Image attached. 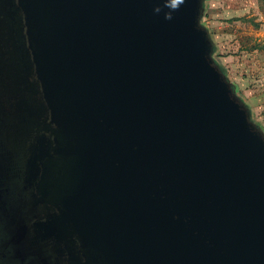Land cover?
<instances>
[{
  "label": "water",
  "instance_id": "95a60500",
  "mask_svg": "<svg viewBox=\"0 0 264 264\" xmlns=\"http://www.w3.org/2000/svg\"><path fill=\"white\" fill-rule=\"evenodd\" d=\"M204 1L0 0V111L59 157L47 232L107 264H264V135Z\"/></svg>",
  "mask_w": 264,
  "mask_h": 264
},
{
  "label": "flooded vegetation",
  "instance_id": "af4514ba",
  "mask_svg": "<svg viewBox=\"0 0 264 264\" xmlns=\"http://www.w3.org/2000/svg\"><path fill=\"white\" fill-rule=\"evenodd\" d=\"M13 127L0 111V264H107L103 253L87 244L74 246L47 232L60 213L50 202L55 172L46 164L59 157L40 156L30 166L29 145L24 136L10 134Z\"/></svg>",
  "mask_w": 264,
  "mask_h": 264
},
{
  "label": "crops",
  "instance_id": "0c3cea01",
  "mask_svg": "<svg viewBox=\"0 0 264 264\" xmlns=\"http://www.w3.org/2000/svg\"><path fill=\"white\" fill-rule=\"evenodd\" d=\"M205 5L208 10L209 0H205ZM217 6L220 11L210 8L209 12L216 13L220 19L229 15V19L226 18L229 21V83L252 115V102L264 99V83L260 80V77H264V55L256 44L259 35L246 17L245 5L241 0H229V9L221 2ZM254 125L263 133L257 124Z\"/></svg>",
  "mask_w": 264,
  "mask_h": 264
},
{
  "label": "rangeland",
  "instance_id": "374dc122",
  "mask_svg": "<svg viewBox=\"0 0 264 264\" xmlns=\"http://www.w3.org/2000/svg\"><path fill=\"white\" fill-rule=\"evenodd\" d=\"M218 2L225 4L229 9V0H209L208 10L205 8L204 1V12L200 23L210 34L214 46L213 60L223 70L229 81V21L226 20V18L229 19V15L220 19L219 15H215L216 13L209 12L210 8L216 11L221 10L217 6ZM241 2L245 5L246 17L257 30L259 42L256 44L259 45L260 53L264 55V0H241ZM260 80L264 83V77H260ZM252 110L254 114L250 115L251 120L262 129L264 134V99L253 101Z\"/></svg>",
  "mask_w": 264,
  "mask_h": 264
},
{
  "label": "trees",
  "instance_id": "16d2710c",
  "mask_svg": "<svg viewBox=\"0 0 264 264\" xmlns=\"http://www.w3.org/2000/svg\"><path fill=\"white\" fill-rule=\"evenodd\" d=\"M218 66V65H217ZM219 67V66H218ZM220 68V67H219ZM220 70L223 72V70L220 68ZM223 74L225 75V73L223 72ZM226 77V76H225Z\"/></svg>",
  "mask_w": 264,
  "mask_h": 264
}]
</instances>
